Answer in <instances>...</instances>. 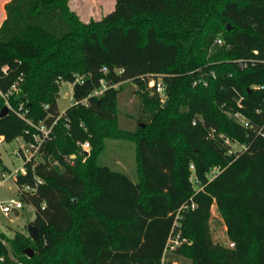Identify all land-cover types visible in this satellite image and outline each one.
Wrapping results in <instances>:
<instances>
[{
    "label": "trees",
    "instance_id": "obj_1",
    "mask_svg": "<svg viewBox=\"0 0 264 264\" xmlns=\"http://www.w3.org/2000/svg\"><path fill=\"white\" fill-rule=\"evenodd\" d=\"M4 9V141L29 138L20 112L51 123L60 114L61 82L85 78L74 83L77 103L58 119L44 160L25 161L15 179L22 200L35 209L37 238L0 232V262L163 264L175 215L194 194L193 164L204 187L193 197L196 207L182 213L189 243L175 252L191 264H264V137L256 132L264 122V0H115L111 11L88 21L70 0H8ZM219 36L223 43L210 50ZM211 71L216 75L207 85L194 84ZM157 74L166 83V105L147 83ZM102 78L119 86L89 96ZM126 84L128 96L140 100L133 128L121 124ZM236 112L250 126L236 121ZM226 137L245 148L228 153ZM107 139L134 143L135 179L101 163ZM85 140L91 144L86 158L79 146ZM214 165L222 170L208 181ZM25 184L35 190H23ZM214 205L232 247L212 238Z\"/></svg>",
    "mask_w": 264,
    "mask_h": 264
},
{
    "label": "rangeland",
    "instance_id": "obj_2",
    "mask_svg": "<svg viewBox=\"0 0 264 264\" xmlns=\"http://www.w3.org/2000/svg\"><path fill=\"white\" fill-rule=\"evenodd\" d=\"M100 1L103 2V5L96 7L97 9L99 8V10L90 9L92 7L88 4L90 6H87L88 9L86 11L81 10V18L85 21L90 19H100L103 15L114 8L112 4L115 3V0H99V2ZM86 2L87 0L81 3L82 7L83 5H86ZM218 38L221 37L219 36ZM218 45L219 43H216L214 40L210 50H214L218 47ZM129 88L130 85L126 84L120 92L121 96L119 99V109L120 113H122V115H120L121 124L127 128H133L141 113L140 100L135 93L128 96ZM72 102L73 85L70 81H62L58 97L59 110H65L72 104ZM23 144L24 139L22 136H18L10 142L4 140L0 142V232H6L9 236H13L16 230L28 233L29 225L35 218V209L33 205L25 201H23L22 208L19 210H12L8 215L5 214L1 208L2 203L5 201H10L11 199L22 200L21 192L15 180L16 178L15 176H9V173L14 172L16 168H21L23 172L25 171V167L23 165L24 160L17 154V150ZM134 156L135 145L133 142L123 139H107L105 150L100 156V161L101 163L107 164L114 169L128 172V174L135 179L136 166ZM3 169H6L7 172L5 177L2 176ZM209 224L214 242L228 247H232L234 245L227 234L224 219L215 205L212 208ZM11 257H13L12 254ZM15 260L19 262L17 258H15ZM163 260L165 263L170 261L178 264H191V259L184 257L175 251H166ZM20 263L22 262L20 261Z\"/></svg>",
    "mask_w": 264,
    "mask_h": 264
},
{
    "label": "built area",
    "instance_id": "obj_3",
    "mask_svg": "<svg viewBox=\"0 0 264 264\" xmlns=\"http://www.w3.org/2000/svg\"><path fill=\"white\" fill-rule=\"evenodd\" d=\"M216 43L222 44L223 40L222 38H217L215 39ZM7 67H4V71H6ZM104 73H107L109 69L106 66H103L101 69ZM118 72H121L122 69L117 70ZM215 77V72L211 71L210 73L207 74L206 77H202L200 79H197L194 81V84L202 83L204 85L208 84V77L209 76ZM85 78V75L82 74H76L74 82H71L72 85L74 83H83ZM148 85L160 95L161 101L164 102L166 98V83L162 77V75L157 74V75H150L148 76L147 80ZM119 83H114V84H109L106 82L104 78L100 80V86L96 89H94L89 96H98L102 94L108 87H118ZM12 90L17 89V83L12 85ZM6 97V95H3ZM88 101V97L82 99L80 102L83 104H86ZM77 103V101H74L72 104ZM6 104L9 106L8 102ZM71 104V105H72ZM22 107V106H21ZM64 113L63 111H60V114L51 122L47 123L45 120H40L38 122H34L33 120L29 119L26 116V111L20 112L21 116L26 120L28 125L30 126L29 129H27L28 133V139H24V144L19 147L17 150L18 156L22 157L25 161H43L44 158L42 156V149L45 146L46 142L51 139L52 134L54 132L55 126L57 125L58 119L60 116ZM232 117L238 121L239 123L243 124L245 127L250 126V122L248 119L245 118L241 113L236 112V113H231ZM201 120V118L199 117ZM198 121V118L194 119V123ZM257 135L264 137V122L257 128L256 130ZM3 141V136L0 135V142ZM225 143H227L230 146V149L228 150V153H232L234 151H241L245 148L244 145H240L236 141H232L230 137L225 138ZM79 146L81 151L84 153L85 158L90 154V149H91V144L89 140L81 141L79 142ZM237 146V147H236ZM71 158H74V155H71ZM73 163V161H71ZM24 165V164H23ZM25 167V166H24ZM190 170L191 174L189 177L190 182L192 183L194 187V194L191 196L185 203H183L180 208L178 209L176 213V218L174 220L173 227L171 229V232L168 236V239L166 241L165 249H164V254L166 251H175L177 248H179L182 244L185 242L189 243V240L183 236L182 231H181V221L180 219L183 217L182 213L185 210L188 209H193L196 207V202L194 201V195L197 194L200 190L203 189V184L198 176V174L195 171V167L193 164L190 165ZM222 170V167L220 165H214L212 166L209 171L206 173V178L208 181L214 179ZM23 172L21 168H16L14 172H10L9 176H15ZM6 169L2 171V176H6ZM42 182V180L37 179V183ZM22 189L25 191H34L35 187H33L30 184H25L22 186ZM23 207V200L21 199H11L10 201H5L2 203L1 208L2 211L5 214H9L12 210H19L20 208ZM164 259V256H163ZM0 260L3 261L4 257H0ZM168 263V262H167ZM163 262V264H167ZM19 264H22L19 262Z\"/></svg>",
    "mask_w": 264,
    "mask_h": 264
},
{
    "label": "crops",
    "instance_id": "obj_4",
    "mask_svg": "<svg viewBox=\"0 0 264 264\" xmlns=\"http://www.w3.org/2000/svg\"><path fill=\"white\" fill-rule=\"evenodd\" d=\"M8 0H0V25H1V22L4 20V18L6 17V12H5V9H4V4L7 2ZM86 0H70V5H71V8L73 10H75L76 12H78L80 14V12L82 11H86L88 9V7L91 5L92 8L90 9H97L96 7L99 6V5H103V2L99 0H87L86 2V5H81L82 2H85ZM90 4V5H88ZM115 3L112 4V6H114ZM88 6V7H87ZM84 8V9H83ZM82 10V11H81ZM99 10V8L97 9ZM81 15V14H80ZM4 170V169H3ZM2 170V171H3ZM9 170V169H8ZM175 262V261H174Z\"/></svg>",
    "mask_w": 264,
    "mask_h": 264
},
{
    "label": "water",
    "instance_id": "obj_5",
    "mask_svg": "<svg viewBox=\"0 0 264 264\" xmlns=\"http://www.w3.org/2000/svg\"><path fill=\"white\" fill-rule=\"evenodd\" d=\"M227 26H228V28L231 27L229 23H227ZM166 103H167V99H165V101H164V105H166ZM8 112H9V106H8V105H4V106L2 107V109L0 110V118H1V117H4ZM28 231H29V232H28L29 235H30L33 239H36V238H37V228H36V226H35L34 224L31 223V224L29 225ZM24 252H25L28 256H32L33 253H34V250H33L31 247H28V248L24 249ZM0 264H6V263L0 262Z\"/></svg>",
    "mask_w": 264,
    "mask_h": 264
}]
</instances>
